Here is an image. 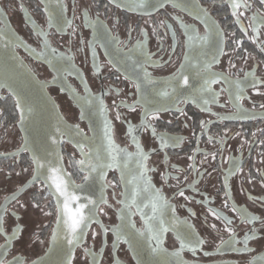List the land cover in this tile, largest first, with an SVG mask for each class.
<instances>
[{"label":"flooded vegetation","instance_id":"1","mask_svg":"<svg viewBox=\"0 0 264 264\" xmlns=\"http://www.w3.org/2000/svg\"><path fill=\"white\" fill-rule=\"evenodd\" d=\"M126 2L116 0V3ZM183 2L189 6V10L173 7L172 4L156 10H130L128 7H117L109 0H0V29L16 38L14 48L17 53L45 84L66 122L74 128L78 125L84 137L93 141L92 127L99 123L103 125L104 121V116L99 112L87 108L85 117L81 118L80 103L83 101L78 103L75 97H83L86 92L103 99L105 115L112 126V137L119 147L135 153L137 148L131 137H137L141 150L147 155L145 163L150 169L147 172L150 182L171 205L165 209L162 219L166 224L172 222L173 216L179 221H187L205 241L195 253L188 249L181 253L186 264H264V224L261 223L264 220V108H261L264 105V84L253 87V77H245L246 72L255 73L258 79L264 80V51L260 46L264 44V25L258 33H253L252 27H249V18L253 13L264 15V4L260 0H247L250 7L237 9L241 21L237 24V16L232 15L233 9L227 0ZM197 4L208 11L211 20L222 30L223 54L217 51L219 38L210 36L207 44H196L194 50H189L192 57L190 66L184 60L186 35L181 22L191 25L200 35L205 34V24L197 19ZM45 7L54 17L63 16L70 20L71 27L59 31L54 25L49 26ZM85 13L89 20L102 21L104 27L94 32L86 23ZM30 21L47 33L48 47L44 49L47 59L36 55L43 47L44 38L33 31ZM161 21L171 27L161 26ZM253 36L255 39H252ZM89 41L93 42L91 46ZM141 41L142 49L137 47ZM236 41L240 42L239 46ZM30 49H35V52ZM51 49H56L55 57ZM143 50L152 54L155 63H145ZM59 54L71 59L60 60ZM213 55L217 56L219 62L212 63L211 71L232 80L240 78L244 91L237 101L229 85L220 79L212 85L217 94L216 102L209 103L205 111L200 100L184 102V97L201 84L195 65L211 62ZM48 59L52 60V65ZM182 63L185 64L184 69H181ZM140 64H144L157 81L155 86H143L150 105L169 109L161 111L155 119L149 117L157 133L155 136L151 129L136 127L143 119L142 105L137 103L134 111L125 106L137 99L135 85L143 80ZM178 69L190 77L188 85H175L179 99L158 96L156 91L164 88V81ZM53 77H56L55 81ZM9 98L12 97L8 92L1 90L0 205L5 204L6 196L17 195L16 200L9 199L7 202L3 228L10 233L13 227L19 225L22 231L3 258L12 261L18 257L23 264H32L49 244L56 221L55 203L51 195L45 198L47 189L40 184L28 186L33 165L28 152L17 153L22 144V136L16 125L19 111L14 99L11 102ZM9 103L13 104L14 111L6 109L5 105ZM177 107L181 111H177ZM117 113L121 117L119 120L116 119ZM129 124L136 127L134 132H129ZM13 125L17 132L11 138L7 129ZM159 134L178 136L181 140L175 147H163ZM63 137L61 153L64 169L71 174L75 183H80L85 172L74 166V162L82 158L76 147L78 141L74 138L69 140L64 134ZM9 140L12 141L11 145ZM234 163L240 171L233 168V174L228 175ZM123 173L122 179L120 169H107L105 182H111L113 186L105 188L107 204L100 205L106 214H99V223L93 222L89 226L83 243L76 246L71 256L72 264H89L90 257L86 256L85 248L98 254L100 264H137L133 251L137 239L135 233L145 226L137 207H132V214L128 217V231L134 237L132 247L123 240L114 247L112 231L105 233L101 228V224L111 228L122 223L118 217L117 210L121 208L118 201L130 199L136 187V183H128L139 174L135 156L129 159ZM179 191L184 192L183 197L178 194ZM149 199L150 193L141 190L136 204L151 216V206L145 207ZM34 203L40 207H34ZM234 206L245 209L260 220L252 225L245 223L238 211H231ZM209 209L220 212L232 221L231 227L240 241L237 247L243 248L245 234L255 226L256 238L249 239L247 250L217 249L222 239L229 238V233L224 223L212 216ZM49 212L51 215L45 214ZM177 228L183 229L184 225L178 224ZM93 231L96 232L95 238ZM138 239L145 245L143 255L146 260L167 259L170 264H175L174 256H149L146 240L143 237ZM4 242V235L0 234V244ZM163 247L168 253L179 248V240L171 229L163 234Z\"/></svg>","mask_w":264,"mask_h":264},{"label":"snow or ice","instance_id":"2","mask_svg":"<svg viewBox=\"0 0 264 264\" xmlns=\"http://www.w3.org/2000/svg\"><path fill=\"white\" fill-rule=\"evenodd\" d=\"M230 7L233 9L232 15L237 16V9L241 7L248 8L250 5L247 3V0H227ZM109 3H116V0H109ZM261 4H264V0H260ZM166 4H172L173 7H180L184 10H189V6L183 2V0H127L126 3H116L117 7H128L130 10H143L147 8H152L153 10L164 8ZM198 9L197 19H200L205 24V34L200 35L195 28L191 25L183 24L181 22V26L184 29L186 35V43H185V54L184 60L189 63L191 66V53L190 49L194 50V45H205L209 42L210 36H216L219 38L217 42V51L223 54V33L222 30L217 26L214 20H211L209 17L208 11L202 8L199 4L196 5ZM45 12L48 15V24L49 26H55L59 31H64L66 27H71L72 22L67 20L65 17H54L53 13L45 7ZM148 14V13H146ZM243 15V13H240ZM174 19H179V17H174ZM251 23L249 27H252L253 33H258L259 28L264 25V15H257L253 13V15L249 18ZM85 20L89 27L93 29L94 32H98L99 29L103 28V22L97 20H89L87 18V13H85ZM33 26V31L40 37H43V47L39 53H36L37 57H43L47 59L45 54V50L48 47L47 42V33L44 32L42 28L35 24L34 21H30ZM235 23L240 24L241 21L239 16ZM161 26H165L170 28V25H164V22H160ZM4 28H7V24H4ZM243 30V29H242ZM3 29H0L2 32ZM143 31V29L141 30ZM155 32V29L153 30ZM113 39H116L113 37ZM255 39V36L252 37ZM83 42V41H82ZM119 43V41H116ZM92 41H89V46L92 45ZM239 41H236V44L239 46ZM261 50L264 51V44L260 45ZM138 48H143V41L137 45ZM35 52V49H30ZM54 57L56 54V49H51ZM143 56L145 63L152 62V54L143 50ZM59 59H71V57H64L63 54H59ZM247 59V57H245ZM219 62L216 55L212 56L211 62L205 61L203 65L196 64L197 68L196 76L200 77L201 84L193 88L192 92L184 97V102H187L191 99L193 102L200 100L202 104L205 106L203 110L207 111V105L209 103L216 102L217 94L213 91L212 85L219 82L220 79H223L228 85L229 90L235 96V99L239 101L242 98V94L244 88L242 87V80L237 78L232 80L230 77L224 76L221 77L219 74L211 71L212 63ZM48 63L52 65V60L48 59ZM143 71V80L138 81L135 85L137 99L133 102V104L125 105L131 110H135V105L137 103L141 104V113H142V122L139 128H144L145 130L151 129L152 134L157 135L156 130L152 127V124L149 122V117L155 119L161 111H168L169 109L160 106L153 107L150 105V102L147 100L143 86L144 85H152L155 86L157 81L152 78L151 74L144 67V64L138 65ZM55 68V65H53ZM234 67V65H233ZM185 68V64H181V69ZM178 69L176 73L173 74L171 78H168L164 81L165 87L162 89H158L156 94L162 97L176 98L179 99L178 88L175 85L182 83L184 85H188L190 82V77L188 75H184V72ZM59 71V69H56ZM251 75L253 77L252 86L255 87L257 84H264V80H260L255 76V73H245V77ZM182 78V79H178ZM56 80V77H53V81ZM4 85H0L3 87ZM62 91L64 89H61ZM77 102L83 101L80 103L81 118H84L86 115L85 109H92L96 112H99L100 115L104 116L103 121V137L102 141L99 145L90 146L88 144L87 138H84L83 142L78 141L76 143L77 149L81 153V159L76 160L74 162V166L80 170L85 172L83 176V181L87 182L90 179H98L100 181H104L107 169L110 168H118L121 170V177L123 179V170L127 168L128 161L132 157L137 158V164L139 167V174L132 178V180L128 181V183H136V187L133 188L131 198L130 199H122L118 201L121 204V208L118 209V217L122 221L121 224L112 226L111 228L105 227L101 224V228L103 232L107 233L112 231L115 239L113 241V245H117L120 241L128 243L130 247H132L133 234L128 231V227L130 221H128L129 215H131V209L133 206L137 207V210L141 212V218L144 220V229L137 230L135 233L136 244L133 247V251L135 253L134 258L137 261V264H170V261L165 259L163 261H152L146 260L143 255L144 243L138 239L139 237H143L146 240L148 255L149 256H174L175 264H186V262L182 259L181 253L188 249L193 253L196 252L200 246H202L205 241L200 238L198 233H196L195 228L192 224L187 221H179L174 216L172 222L170 224H166L162 219L164 215V211L166 208L171 207L169 202L163 197L161 191L159 189H155L154 186L150 182V178L147 175V172L150 169L146 166L147 155L141 150L139 140L135 135L131 137L133 143L136 144L137 151L135 153H129L126 149L119 147L113 137H112V126L111 122L107 119L106 107L104 105L103 99L100 96H95L90 92H86L83 97H75ZM115 104V101L113 102ZM16 108L20 112V117L17 123L20 125L22 130L25 131L26 135L23 138V143L17 149V153L19 151L29 152L31 153V163L32 167V179L29 181L28 186L32 184H40L42 188L47 189L45 193V198L48 195H51L52 199L55 201V214L56 221L55 227L52 229L51 234V244H56L57 241L60 240L61 234L63 233V237L67 240V244L69 245V252L76 246L83 243V238L88 233L89 226L93 223H99L98 215L104 213V208L100 207L101 204H107V199L104 195V190L108 186H113L111 182H105L101 184L100 194L96 198H93L90 195H84L83 197L80 195L81 192L84 191L85 184L80 183L77 184L71 179V174L68 173L62 166L61 161L62 157L59 154V149L54 153L47 152L45 150V155L40 156L36 154V151L32 147V143L30 138L27 136V128L25 122L29 119V115L32 112V108L30 105L25 104L21 101L19 97L16 99ZM261 108H264V105H261ZM237 109L239 110V105H237ZM177 111H181L179 107L176 109ZM120 114L117 113L116 119H120ZM58 120L62 122L63 118L58 117ZM203 126V122H202ZM136 127L129 124V132H134ZM65 133L69 140H71V126H65ZM76 135H82V130L79 129V126H75ZM57 133L61 132V129L58 127L56 129ZM63 135L61 137V141L53 140L54 144H58L62 142ZM160 144L163 147H167L169 145L175 147L180 142L181 138L178 136H170L167 134H159ZM87 147V151L85 148ZM49 156H55V161L52 159H48ZM233 168L236 171H240L239 167L234 163L232 168L228 170V175L233 174ZM27 171V169H24ZM92 174H95L93 176ZM142 185V188H141ZM227 176H225V189H227ZM22 190V189H21ZM145 191L150 193V199L148 204L145 207L151 206L152 215H146L142 209H140L139 205L136 204V198L140 191ZM180 196H184L183 191H179ZM123 195V194H122ZM227 196V192L225 193ZM5 204L0 205V234L4 235V243L0 244V264H23V262L18 258H13L12 261L6 260L5 256H7V250L12 246V242L18 238L22 229L19 225L13 227L10 233L4 231L3 222L4 215L8 211L7 210V202L9 199L16 200L17 195L14 193L12 196L5 197ZM81 199L85 202L81 203ZM187 199V198H186ZM23 205H21L22 207ZM34 207H40V205L35 204ZM225 207H227V201H225ZM174 211V209H173ZM233 212H239L240 219L245 223L252 225L253 222L260 220L259 217L252 214L250 215L245 209L240 208L237 209L235 206L231 209ZM209 213L214 216L216 219L221 220L225 225V229L229 233V238L227 240H221L217 245V249L228 248L232 251H245L248 249V241L249 239L256 238L257 229L255 226L251 227L250 231L245 234L243 238V248L237 247L240 243L236 238V234L234 229L231 227L232 221L227 217L222 215L220 212L215 211L213 209H209ZM46 215H51V213H45ZM106 214V213H104ZM261 223L264 224V220H261ZM178 224H183L184 228H177ZM134 227V225H132ZM213 228L216 226L213 224ZM172 230L176 233L177 239L179 240V248L173 253H168L167 250L163 247V234L169 230ZM92 236L95 238L96 232H92ZM64 259L60 261V264H72L71 257L68 255V252H63L62 249H59ZM86 256L90 257L89 264H100V260L98 258V254L92 251L89 248H85ZM41 264H49L48 261H41ZM115 264V262H114Z\"/></svg>","mask_w":264,"mask_h":264},{"label":"water","instance_id":"3","mask_svg":"<svg viewBox=\"0 0 264 264\" xmlns=\"http://www.w3.org/2000/svg\"><path fill=\"white\" fill-rule=\"evenodd\" d=\"M15 43L16 38L13 35L4 30L0 32V85H4L0 87V92L1 90L8 92L14 99L15 104L17 97H19L22 102L31 106L32 112L29 115V119L25 122V125L28 130L27 136L30 138L36 154L44 156L45 150L54 153L58 148L59 154L62 157V142L54 144L53 140L61 141V137L66 131L65 126L72 127L71 138L83 142L86 137L76 135V129L66 122L57 104L48 93L45 84L36 76L15 50ZM58 117L63 118L62 122L58 120ZM16 125L21 133L23 143V138L26 133L18 123ZM58 127L61 129L60 133L56 131ZM92 135L93 141L87 139L88 144L90 146L99 145L103 137V125L101 123L92 127ZM29 155L31 157L32 154L29 153ZM48 159L55 161V156H49ZM61 164L64 168L63 160ZM92 175L95 176V174ZM80 183L85 184L84 191L80 193L82 197L84 195H90L96 198L100 194L101 184L105 183V179L104 181L90 179L87 182L82 181ZM84 202L81 199V203ZM50 240L45 252L32 264H41V261H48L49 264H60L64 256L58 250L62 249L63 252H68V255L71 257L77 246L69 252V245L67 244V240L64 239L63 233L56 244H51Z\"/></svg>","mask_w":264,"mask_h":264},{"label":"rangeland","instance_id":"4","mask_svg":"<svg viewBox=\"0 0 264 264\" xmlns=\"http://www.w3.org/2000/svg\"><path fill=\"white\" fill-rule=\"evenodd\" d=\"M15 132H17L16 131V127L13 125V126H10V127H8V129H7V133H8V135L11 137V138H14V134H16ZM9 142V145H11V140H9L8 141Z\"/></svg>","mask_w":264,"mask_h":264},{"label":"trees","instance_id":"5","mask_svg":"<svg viewBox=\"0 0 264 264\" xmlns=\"http://www.w3.org/2000/svg\"><path fill=\"white\" fill-rule=\"evenodd\" d=\"M12 100H13V98H9V101H11L12 102ZM13 104H7V105H5V107H6V109L8 110V109H10V110H13L14 111V109H13Z\"/></svg>","mask_w":264,"mask_h":264}]
</instances>
